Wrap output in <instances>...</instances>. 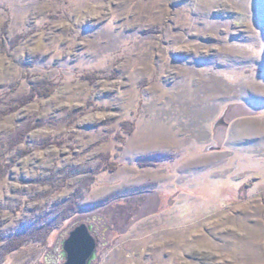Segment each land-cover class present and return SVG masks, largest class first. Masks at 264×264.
Segmentation results:
<instances>
[{
  "label": "rangeland",
  "instance_id": "374dc122",
  "mask_svg": "<svg viewBox=\"0 0 264 264\" xmlns=\"http://www.w3.org/2000/svg\"><path fill=\"white\" fill-rule=\"evenodd\" d=\"M79 224L93 264H264V0H0V264Z\"/></svg>",
  "mask_w": 264,
  "mask_h": 264
},
{
  "label": "trees",
  "instance_id": "16d2710c",
  "mask_svg": "<svg viewBox=\"0 0 264 264\" xmlns=\"http://www.w3.org/2000/svg\"><path fill=\"white\" fill-rule=\"evenodd\" d=\"M53 86V81H45L41 84L33 85L31 91L25 96V100L19 102V105H22L28 101H32L33 99H35V97L49 96L53 92ZM19 105L17 107H19ZM142 190H146V188ZM77 194H75L71 199L67 200L64 203L65 207L62 208V213L54 219L50 220L45 226L37 228L30 223L22 225L14 234L9 236V240L5 246V251H13L29 241H41L45 245L49 234L60 223L70 217L72 212L82 209H91L103 203L101 201H96L85 205H80L76 200Z\"/></svg>",
  "mask_w": 264,
  "mask_h": 264
},
{
  "label": "water",
  "instance_id": "95a60500",
  "mask_svg": "<svg viewBox=\"0 0 264 264\" xmlns=\"http://www.w3.org/2000/svg\"><path fill=\"white\" fill-rule=\"evenodd\" d=\"M98 243L93 224L75 225L61 242L60 264H93L98 256Z\"/></svg>",
  "mask_w": 264,
  "mask_h": 264
}]
</instances>
